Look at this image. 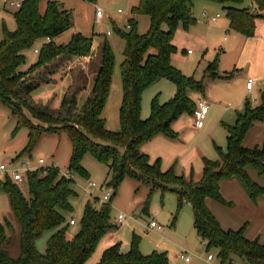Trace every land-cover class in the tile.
I'll return each mask as SVG.
<instances>
[{"label":"trees","instance_id":"trees-1","mask_svg":"<svg viewBox=\"0 0 264 264\" xmlns=\"http://www.w3.org/2000/svg\"><path fill=\"white\" fill-rule=\"evenodd\" d=\"M46 1L44 12L41 4ZM95 2L96 0H86ZM227 12L231 28L245 36L255 34L256 20L264 12V0H253L254 8L243 7L244 0H217ZM195 0H139L131 9L133 16L144 15L150 19L145 34L139 32L134 17L128 21L127 30L115 27V33L125 43L124 59L120 66L123 98L120 107V130L112 132L106 127L103 111L111 93L116 58L105 38L98 52L93 39L75 33L68 44L57 45L54 40L74 27L72 12L58 0H26L14 13L16 29L4 28L0 41V103L8 107L17 118L14 135L27 128L28 145L21 153L31 154L45 133L65 132L71 139L73 151L69 170L86 175L81 166L85 153H90L108 168V186L116 190L124 178L130 177L154 189L171 190L178 198V211L189 203L194 213V227L207 251L216 249L221 264H264V242L250 241L244 229L225 231L209 211L206 201L213 199L226 204L220 184L224 180H237L255 202L264 194V188L255 183L248 169L264 175V146L247 149L243 141L256 122H264V95L259 106L245 104L236 123L228 126V147L219 149L217 161H206L199 181L177 176L173 169L163 172L159 162L151 164L141 152V146L157 135L175 139L172 124L183 115H192L195 102L189 91L204 92L207 79H221L218 74V57L210 63L201 81L187 77L172 65L176 51L174 36L180 24L189 28L196 24L193 14ZM47 40L36 64L21 72L25 63L24 52L38 40ZM90 58L93 62L92 77L83 87L69 91L61 101V112L56 116L44 107L30 101L32 94L46 84L64 79L72 71L75 59ZM161 80L176 86L175 96L161 104L156 97L151 115L144 120L142 98L144 93ZM87 93L81 103V97ZM23 107L46 127L35 125L23 112ZM20 155V156H21ZM18 156V158L20 157ZM25 185V184H24ZM29 194L22 186L6 177L0 182V191L7 193L21 226L20 255L12 258L8 248L12 239L7 236L6 225L0 223V264H86L94 255L101 241L118 225L113 223L112 206L100 208L90 202L85 207L80 229L73 233L66 215L73 212L71 198L76 196L73 180L60 175L58 168L44 169L27 175ZM175 185L174 189L168 186ZM56 233L48 240L45 253L37 249V241L49 231ZM140 237L134 236L130 251L121 253V244L107 248L97 264H168L166 253L154 252L144 256Z\"/></svg>","mask_w":264,"mask_h":264},{"label":"rangeland","instance_id":"rangeland-1","mask_svg":"<svg viewBox=\"0 0 264 264\" xmlns=\"http://www.w3.org/2000/svg\"><path fill=\"white\" fill-rule=\"evenodd\" d=\"M58 1L64 5L65 9L72 12L74 27L57 37L54 42L57 45H65L71 41L75 33H81L87 38H92L94 47L99 48L105 37L109 41L116 58L114 75L121 76L120 66L124 59L125 43L115 33V27L126 30L127 21L132 16L131 9L138 4V0H96L95 2L86 0ZM207 1L195 0L193 13L196 18V24L189 28H185L183 24H180L174 36L176 51L171 58L172 65L181 71L183 75L193 77L196 81L202 80L208 61L210 62V59L213 61L216 55L222 57L223 52L226 51L231 41L230 32L226 30H214L218 29L215 26L218 22L227 19L226 11L222 8V5L216 10L207 7V5L211 4H208ZM244 3V6H246L248 3L247 0H244ZM45 8L46 1H43L41 11L44 12ZM18 10V8L4 6L3 0H0V41L3 39L4 28L9 31L16 29L14 13ZM98 11H101V17H97ZM217 14L220 15L217 21L214 22L209 19ZM137 19L139 22V32L141 34L147 33L150 26V19L144 15H138ZM45 43H47L46 39L38 40L32 48L24 52L25 63L20 68L21 72L28 71L37 63L39 52ZM188 51H191L192 54L189 55L187 53ZM205 52H207L206 55H204ZM227 60L223 62L222 67L226 65L230 67L232 65L233 60ZM93 62L91 59L87 61L83 59L79 64L74 61L76 67L70 73L71 76L69 77L71 78L72 84H70V88L72 90L83 87L87 80L92 77L91 66ZM69 83L70 81H67L68 85ZM46 85L32 94L30 101L33 105L44 107L48 112L56 116L61 112V101L67 93V88L64 82ZM113 85H115V81L112 83ZM159 86L160 83H157L145 93L149 96ZM38 94L41 95L40 97L43 100L34 99L38 97ZM47 97L50 98L46 99ZM156 97L160 99L158 93L153 99ZM83 101L84 96L81 97V103ZM109 110L108 108L105 113L108 117L109 130L117 132L120 130L118 120L115 121L117 115L115 116ZM23 112L35 125L46 127L45 124H40L30 114L28 109L23 107ZM150 115L151 110L149 117ZM16 127L17 118L8 107L0 103V163L10 164L15 161L16 165L20 166L22 161H30L33 167H37L38 160L42 158L45 161L43 167L55 165L59 169L60 175L65 172L71 173L69 167L73 146L67 133H45L41 136L31 154L21 155L28 145L29 131L27 128H23L14 135ZM115 127L117 130H113ZM18 156L20 157L18 158ZM157 162H159L162 169L160 159H156L152 163L155 164ZM81 166L85 170L86 175L82 176L78 172L73 173L74 180L72 186L77 194L71 198L73 212L66 215L68 220L74 219L76 221L77 225L71 228L74 232L79 230L80 222L88 202L92 206L100 208L102 205L100 200L105 193V188L110 187L108 186L110 176L108 175L107 166L98 161L93 155L85 153L81 159ZM171 169L179 176L178 173L182 169V165H177L175 162L169 168V170ZM5 180L6 176H0V182L4 183ZM90 183L96 184L93 191L89 190ZM175 187V185L168 186L169 189H174ZM22 191L25 195L29 194L26 183L25 185L23 184ZM252 202L256 203L253 200ZM109 203L112 206V219L114 224H116L114 219L119 214L127 216V219L118 225L119 229L116 231L118 232L117 235L124 249L130 247V242L135 234L141 239L140 251L144 256H149L154 252H167L170 259L169 264H220L218 251L216 249L207 251L204 244L200 243L194 229L193 212L186 203L183 204L181 212L177 217L178 198L170 190L163 192L160 189H154L151 184H144L130 177H126L119 187L113 190V197ZM7 221L9 225L6 227V233L12 239L8 251L12 258H18L20 255L21 226L12 208L9 195L4 191H0V223L6 225ZM151 221H155L158 225L163 226L165 228L164 231L156 233L154 230H150L148 225ZM50 232H46L36 244L40 253H45L46 251V238ZM259 240L262 243L264 242L262 239ZM43 247H45L44 250H42ZM183 250H186L185 255L190 257V263L185 262L180 257ZM124 251V254L128 253V251ZM210 254L215 257L213 262L208 260ZM93 258L92 256L91 259ZM237 264L244 263L237 260Z\"/></svg>","mask_w":264,"mask_h":264},{"label":"crops","instance_id":"crops-1","mask_svg":"<svg viewBox=\"0 0 264 264\" xmlns=\"http://www.w3.org/2000/svg\"><path fill=\"white\" fill-rule=\"evenodd\" d=\"M247 2L248 3L246 6H244L245 3L243 4V7H255L253 0H247ZM207 3H211L207 5V7H210L214 10L221 6L217 0H208ZM137 16L138 15H132L131 18L134 17L137 19ZM131 18H129L128 21ZM218 18H220L219 14L212 16L209 19L215 22ZM128 21L126 30L129 29ZM230 23L231 21L227 16V19L221 20L215 25L218 29H214L219 31L226 30L230 32L231 35L229 46L227 47L226 51L223 52L222 57L216 55L214 58V60L217 57L219 59L218 74L222 77H229L221 79H207L205 81L204 92L201 93L189 91L188 93L189 97L193 99L194 102H196L199 97H202L209 104L208 115L206 117L204 126L202 128H196L194 126L193 115L185 114L172 124V129L177 134L175 139H171L160 134L153 137L151 140L141 146V152L149 157L151 164H153L152 162L156 159H160L162 166L161 170L163 171L169 170V168L176 162L177 165H182V169L178 173L179 176L187 179L193 178V180L199 181L203 174L205 162L217 161L219 159V149H221L223 152L227 151V127L233 126L236 123L238 114L244 112L245 104L250 102L254 107L261 104V99L264 95V12L262 13V16L256 20L255 34L251 37L245 36L242 33L233 30ZM104 39L102 40V43ZM99 48L94 47V50L98 52ZM187 53L189 55L192 54L191 51H188ZM206 54L207 52H205L204 55ZM83 59L87 61L90 58ZM83 59H75L74 61L79 64ZM227 59H232L234 62L232 61V65H230V67H228L229 65L222 67L223 62ZM213 61H211V59L210 62L208 61L206 69ZM75 67L76 65H74L73 62L72 71L75 69ZM206 69L204 70L203 76ZM72 71L70 73H72ZM70 73L64 79L58 80L56 82H64L67 88V93L70 90V84H72L70 80L71 78H69L71 76ZM118 76L119 75L116 74L114 75L113 82L115 81V85H113L111 88L108 103L103 111V116H105L104 119L106 120V126L108 130L110 127L108 126V117L105 115L108 108L110 109L109 111H111V113H114L115 116L117 115L115 117V121L118 120V124L120 125L119 114L123 98V90L121 76ZM249 79L254 80V85L251 90H248L247 88V82ZM67 81H70L69 85L67 84ZM158 83H160V86L155 92L149 94V96L146 94L147 92L143 95L141 116L144 120L149 117L151 110L150 107L152 106L151 101L153 102V98L157 93L160 96L159 101L161 104L167 103L168 100L176 93V86L171 82L162 80ZM87 84L90 86V79ZM40 96L41 95L38 94V97L34 99L43 100V98ZM82 96H84L85 100L87 93H84ZM50 97H47L46 99ZM113 130H117V128L115 127ZM243 146L247 149H254L256 147L262 148L264 146V122H256L253 128L247 132L243 141ZM248 174L255 183L264 188V175H260L253 168L248 169ZM220 187L221 194L226 204L219 203L213 199H207L206 205L209 211L218 220L221 227L225 231H239L244 229L245 237L250 241L257 239L264 240V195L259 197L256 203H253L246 190L237 180H224L221 182ZM162 191L165 192L167 190ZM186 204L193 212L191 205L189 203ZM178 216L179 213L177 214V217ZM115 219L114 222L116 223ZM70 220L72 219H67V223H69ZM116 224L119 225L118 223ZM72 227L73 226H70V229ZM118 229L119 226L101 241L97 247V250L95 251V254L93 255L94 258H90L86 264H97L100 261L104 251L115 243L121 244L120 250L122 253L123 250H125L124 252L130 251L131 242L136 235H133V238L130 242V247L124 249L123 244L117 235L118 232H116ZM164 229L165 228L163 227L162 231H164ZM153 230L156 233L162 232L157 231L156 229ZM71 231L73 233H77L79 230L74 232L71 229ZM55 233L56 230L51 231L46 238V242H48V240ZM198 239L200 243H203L199 236ZM140 246L141 243L139 244V249L141 250ZM44 248L45 247H43L42 250H44ZM158 253H166L168 256L167 252ZM214 260L215 257L211 262ZM169 263L170 259L168 264ZM234 264H237V261H235Z\"/></svg>","mask_w":264,"mask_h":264},{"label":"built area","instance_id":"built-area-1","mask_svg":"<svg viewBox=\"0 0 264 264\" xmlns=\"http://www.w3.org/2000/svg\"><path fill=\"white\" fill-rule=\"evenodd\" d=\"M26 0H3L4 6H10L13 8H18L20 9L22 7V4L25 2ZM102 13L101 11L97 12V17H101ZM36 52H38L36 50ZM254 85V80L253 79H249L247 82V88L248 90H251L253 88ZM195 110L193 112V120H194V126L196 128H202L205 124V120L207 117V113L209 110V104L208 102L202 98L199 97L196 102H195ZM45 164L44 159H39L38 160V166L37 167H33L32 166V162L30 161H22L20 166L16 165V162L13 161L10 164L7 163H0V176H6L9 177L13 182L19 184V185H23L26 183L27 180V175L31 172H35L41 169H44L46 171H49L51 169H56L57 167L55 165H52L50 167H43V165ZM62 177H65L66 179L69 180H74V174L73 173H62L61 174ZM96 187V184L94 183H90L89 184V190L93 191L94 188ZM113 197V189L108 187L105 188V193L102 197V199L100 200L101 204H108L111 199ZM127 219V216L124 214H119L115 221L118 224H122L125 220ZM70 226H74L76 225V221L74 219L70 220L69 222ZM149 228L151 230L156 229L157 231H162L163 227L158 225L155 221H151L149 224ZM186 250H183V253L181 254V258L183 260H185V262L189 263L190 262V257L185 255ZM213 255H209L208 256V260L212 261L213 259Z\"/></svg>","mask_w":264,"mask_h":264}]
</instances>
